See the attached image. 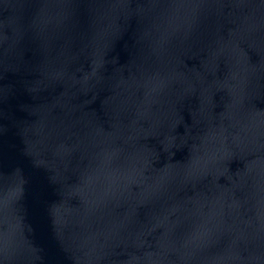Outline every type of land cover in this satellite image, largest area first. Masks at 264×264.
<instances>
[{"label":"water","instance_id":"obj_1","mask_svg":"<svg viewBox=\"0 0 264 264\" xmlns=\"http://www.w3.org/2000/svg\"><path fill=\"white\" fill-rule=\"evenodd\" d=\"M0 264H264V0H0Z\"/></svg>","mask_w":264,"mask_h":264}]
</instances>
